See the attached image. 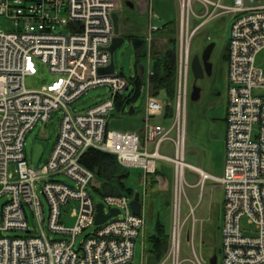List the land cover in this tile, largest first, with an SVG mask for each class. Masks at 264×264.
<instances>
[{"label":"built area","instance_id":"obj_1","mask_svg":"<svg viewBox=\"0 0 264 264\" xmlns=\"http://www.w3.org/2000/svg\"><path fill=\"white\" fill-rule=\"evenodd\" d=\"M120 1L122 4L120 5ZM180 16L177 33V79L173 102L148 94L142 127L136 131L108 129L115 101L132 80L114 70L99 75L111 63L109 47L115 33L112 14L121 12L123 0H0V16L13 29L0 26V264H131L137 240L145 230L144 215L133 213V198L103 193V212L118 215L95 225L97 208L91 191H101L98 176L81 164L83 155L95 149L115 156L124 169L154 174L156 163L174 166L172 228L168 251L160 264H182V199L189 186L185 172L193 171L201 188L214 180L224 194L222 264H264V71L255 65L264 51V0H177ZM204 19L189 31L195 5ZM209 8L212 12L208 15ZM232 17L228 39V106L224 139V168L220 177L191 166L185 160L186 107L190 98L191 60L189 42L212 17ZM156 17L150 13L149 22ZM158 27L149 24L147 40ZM47 65L53 80L38 90H26L24 80L38 73L37 63ZM149 80L152 71L147 72ZM108 86L109 96L99 105L75 113L70 105L85 92ZM133 90V89H132ZM132 90L129 92L131 93ZM167 125L155 123L167 108ZM62 110L59 130L50 155L41 168L32 167L25 155L27 134L50 121ZM170 145L172 155L160 150ZM14 163L15 172L9 171ZM68 177L72 184L56 180ZM42 183L45 205L36 192ZM73 203L74 226L60 223L61 208ZM33 211L37 228L30 232L25 208ZM108 211H105V209ZM194 208L191 207L193 215ZM254 226L247 236L241 222ZM46 228H44V226ZM92 229L77 244L78 236ZM24 231L26 236H9ZM60 236L52 239L48 234ZM31 234V235H30ZM191 264H207L196 254Z\"/></svg>","mask_w":264,"mask_h":264},{"label":"rangeland","instance_id":"obj_2","mask_svg":"<svg viewBox=\"0 0 264 264\" xmlns=\"http://www.w3.org/2000/svg\"><path fill=\"white\" fill-rule=\"evenodd\" d=\"M170 1L168 4L172 5ZM226 5L231 6L233 0H222ZM178 15L180 16V4L177 2ZM200 5L196 4L194 7L195 14L190 15L189 31L196 28L202 19L197 18L196 15L204 12L200 10ZM212 12L209 8L208 15ZM156 21V20H155ZM154 21V22H155ZM179 18L177 21V25ZM232 22L231 16H226L224 19L219 17H212L202 27L196 31L195 35L189 42L190 57L194 55H201L205 46L211 42L215 43V48L211 56V62L213 64V74L211 77H206L204 80L197 82V86L201 88V99L198 102H192L188 96L186 107V150L185 160L193 167H198L203 171L212 175H220L224 164V136L226 134L225 118L227 114V63L223 59L225 46L228 42L230 35V25ZM157 23V22H156ZM0 26L4 31H10L13 29V23L10 19L0 16ZM178 28V27H177ZM148 33V32H147ZM152 39L147 41V49H149L145 55L148 58H154L156 55H169L172 43L169 34H164L158 31L153 32ZM177 35V34H176ZM128 36V35H127ZM122 45L114 52L113 60L115 71L123 74L127 79L134 80L135 74V51L134 46L130 43L127 37H124ZM146 44L144 46H146ZM255 65L264 71V51L260 52L256 56ZM38 73L35 76H27L24 80V86L26 90H38L42 86L49 84L54 76L50 73L47 65L44 63H37ZM190 79V91L192 87V77ZM133 89L130 86L129 89L124 92V96L128 95ZM110 89L108 86L96 87L85 92L78 100L74 101L70 107L75 113L86 111L96 105H99L109 96ZM160 100H165L164 95L161 93L158 97ZM170 102H173L169 100ZM146 105V88L143 87L142 93L138 100L127 106L124 113H118L114 110L108 117V129L110 130H130L134 125H140L142 127V111ZM130 106L136 110V115H129L128 110ZM62 110L54 111L50 121L46 124L39 122L34 128L27 134L25 138L24 152L29 164L32 167L41 168L47 161L50 152L53 148L55 137L59 130L60 118ZM141 122V123H140ZM157 122V119L154 120ZM169 146L170 145H165ZM164 146V147H165ZM164 147L160 150L163 152ZM167 148V147H166ZM166 150V149H165ZM172 150H167L166 154L171 156ZM170 167L166 171V177L164 182L167 185V190L160 192V203L157 206L159 210L161 222L164 225L165 232L170 235L172 228V209L171 204L173 200V188H174V166L171 162L163 161ZM160 165V164H159ZM171 165V166H170ZM15 164L11 163L9 171L15 172ZM118 168L117 174L124 173ZM130 178L125 182V185L132 188L137 193H142V187L140 181L144 175H140V170L129 169ZM186 181L189 186L185 187L186 197L182 199V246H181V259L182 264H191L190 259L196 254L202 260L208 261V259L216 254L218 258V264H222V238L221 229L223 226V199L224 194L221 186L214 180H207L204 182L201 188L192 186L198 181V176L191 170L185 172ZM140 178V179H139ZM56 180H63L68 184H72L71 180L60 175L54 178ZM115 180V181H114ZM114 180H108L104 176L98 177V181L101 182L102 190L91 191L92 197L95 203H101L104 201L103 193H118L115 189L117 178ZM36 192L45 205L44 216L48 217V205L47 201L42 194V183H36ZM170 198V204L167 202ZM4 202V199L0 200V206ZM74 205L70 202L61 208L60 223L67 228L74 226L75 219L72 217V209ZM191 207L194 208L193 215L188 217L191 213ZM105 211H108L106 208ZM25 214L27 217V224L30 232H34L38 227L33 211L28 207L25 208ZM146 230L152 231L154 227V220H150L149 215L146 212ZM46 228L45 225H43ZM92 229L87 230L82 235L78 236L77 244L89 233ZM241 230L247 236L255 237L257 235L254 226L246 223V220L241 222ZM48 234L49 238L59 239L60 236L54 234ZM9 236H26L24 231L8 232ZM31 235V234H30ZM141 237V236H140ZM142 245L141 238L137 240L134 257L132 264H141ZM166 264H169L168 262Z\"/></svg>","mask_w":264,"mask_h":264},{"label":"crops","instance_id":"obj_3","mask_svg":"<svg viewBox=\"0 0 264 264\" xmlns=\"http://www.w3.org/2000/svg\"><path fill=\"white\" fill-rule=\"evenodd\" d=\"M170 1L173 2V3L171 2L172 5L168 4V2H166L165 0H157L156 2H153V0H123L122 11L117 12L118 36L122 37L123 39H126L124 37H127V35L143 37L144 42L146 44L147 43L146 39H147V35H148L147 32H148L149 24H152V25L158 27V30H159L162 27L163 22H165V21H175V23H177L178 18H179L178 6H177L178 1L177 0H170ZM150 13L154 14L156 17H154L153 20H151L149 22L148 16ZM144 47H145L144 48L145 51H144L143 56L141 57L142 62H141V64L138 65L137 70H135V74L138 75V77L142 81L141 93H142L143 87H145L146 88V97H147L148 94L152 95V93L150 92V79L149 80L147 79L146 74L148 71H152V59L153 58H148L147 57L148 55H145V53L149 49L146 48L147 44ZM135 58H136V56H135ZM140 67H143V70ZM176 79H177V65H176ZM227 81H228V71H227ZM227 91H228V82H227ZM161 93L164 95V99L168 100L164 91H161L158 94V96H156V97H159V95ZM200 99H201V97H200ZM227 106H228V98H227ZM136 113L137 112L134 109V112L132 115L134 116V115H136ZM128 114L131 115L129 112H128ZM144 115H145V108L142 111V122H143ZM163 118L164 117H162L161 119L158 118L157 122L162 123L164 125L169 124L170 121L163 120ZM164 121L166 122V124L163 123ZM225 123H226V118H225ZM140 128H141L140 125H134V127L131 128L129 131H136V130H139ZM224 139H225V136H224ZM167 150H172V148L169 146H165L163 152L166 154ZM224 150H223V155L225 156ZM196 168H198V167H196ZM223 168H224V164H223V167L221 170V174L219 176L218 175H213V176L220 177L222 175ZM167 169H170V167L167 166L166 164H163L162 162H158V163H156V172L154 174H149L147 176H143L141 181H140V185L142 187V193H139L140 194V201H141V213L144 215L146 221H147L146 212L149 215L148 219H150L152 221L154 220L153 230L147 231L146 225H145V230L140 237L141 238V245H142L141 264H157V262L155 263V261H154L155 256L150 253L153 250V245L149 241V238L152 235L157 233V225L162 224L160 213H159V210L157 209V206L160 203V198H159L160 192H162L165 189L167 190V185L164 182ZM198 169H200V168H198ZM140 175H143L142 171H140ZM210 175H212V174H210ZM136 193L137 192H135V194ZM166 202H167V205L169 206L170 198ZM170 206L172 209V204ZM162 226H163V230L165 232L164 225L162 224ZM131 264H132V262H131Z\"/></svg>","mask_w":264,"mask_h":264},{"label":"trees","instance_id":"obj_4","mask_svg":"<svg viewBox=\"0 0 264 264\" xmlns=\"http://www.w3.org/2000/svg\"><path fill=\"white\" fill-rule=\"evenodd\" d=\"M157 0H153L156 2ZM169 3L170 0H165ZM178 25L175 21H165L163 22L160 32L169 34V38L172 43L170 48L169 55H156L152 59V71L153 75L150 78V92L154 96H158L161 91H164L168 100L173 101L175 98L176 92V65H177V33ZM127 39L134 46L135 56H136V65L135 70L139 64H141V57L145 51V42L143 37L128 35ZM225 52L223 59L228 64V42L225 46ZM133 90L128 95H119L115 101V109L118 113H124L126 107L135 103L141 95V86L142 81L136 75L134 80H132ZM172 107L166 109L163 120L170 121L172 116ZM163 123L166 124L164 121ZM82 166L96 174L99 178L104 176L108 182L117 178L115 189L118 190V193L121 195H126L130 198L134 197L135 190L129 188L125 185V182L130 178V170L124 169L118 165L115 156L104 153L99 150L89 149L82 157L81 160ZM117 167L124 173L117 174ZM115 181V180H114ZM169 237L170 235L164 232L162 224L157 225V233L152 235L149 238V241L153 245V250L150 252L155 256V263L160 264L163 258L165 257L168 247H169Z\"/></svg>","mask_w":264,"mask_h":264},{"label":"water","instance_id":"obj_5","mask_svg":"<svg viewBox=\"0 0 264 264\" xmlns=\"http://www.w3.org/2000/svg\"><path fill=\"white\" fill-rule=\"evenodd\" d=\"M122 2L120 1V5ZM113 25L115 29V33L118 34V16L117 13L114 12L112 14ZM124 39L122 37L117 36L113 39L111 46L109 47V52L111 54V63L107 68H101L98 70L99 75H110L114 72V60L113 55L114 52L122 45ZM215 48V43L211 42L205 46L201 55H194L191 60V75L193 77V85L190 93V100L192 102H197L201 97V88H199L196 84L198 81L203 80L205 77H211L213 73V64L211 62V56L213 50ZM143 70V67H140ZM134 112L133 107L129 108V113L132 115ZM131 209L134 214H141V201L140 194L136 193L134 195L133 200L130 203ZM97 213L95 217V225L99 226L107 222L112 217L118 215L119 211L117 209H112L108 214H104L103 212V204L99 203L96 205ZM208 264H218L217 255L214 254L208 259Z\"/></svg>","mask_w":264,"mask_h":264},{"label":"flooded vegetation","instance_id":"obj_6","mask_svg":"<svg viewBox=\"0 0 264 264\" xmlns=\"http://www.w3.org/2000/svg\"><path fill=\"white\" fill-rule=\"evenodd\" d=\"M206 78V77H205Z\"/></svg>","mask_w":264,"mask_h":264}]
</instances>
